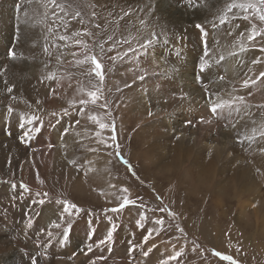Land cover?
I'll use <instances>...</instances> for the list:
<instances>
[{
	"label": "rangeland",
	"instance_id": "374dc122",
	"mask_svg": "<svg viewBox=\"0 0 264 264\" xmlns=\"http://www.w3.org/2000/svg\"><path fill=\"white\" fill-rule=\"evenodd\" d=\"M57 1L55 9L65 23L56 36L57 56H50L54 83L37 90L39 104L32 103L35 106L24 117L38 119L25 122L20 130L34 142L36 165L28 162L29 166H16L5 174L0 170V201L8 203V208H19L18 212H55V219L48 223L53 243L61 242L63 229L71 219L69 234L76 226L84 227L86 235L90 234L85 248L91 244L88 252L103 250L104 264H264V21L259 18L260 10L235 8L248 15L254 26L255 34L247 45L242 38L238 42L234 32L222 39L215 34L226 20L208 18L211 22L200 23L203 32L194 28L199 44L212 35V49L224 42L233 57L252 53L260 60L246 61L247 70L232 73L230 78L208 61L212 49H198V59L191 67L193 75L214 73L215 81L195 87L203 97L200 115L194 122L177 127L176 137L161 140L162 148L157 150L153 140L168 130L159 126L161 120L180 122L176 116L157 111L163 105L171 107L172 114L180 111L185 101L182 89L168 82L161 84L164 72L170 69L164 59L178 65L177 72L183 75L189 73L184 72V62L188 57L192 61L181 46L171 47L168 37L174 30L172 24L149 6L139 11L118 5L115 13L113 8L92 4L85 19L66 0ZM207 1L182 0L181 5L203 9ZM240 2L250 4L249 0ZM24 4L23 0L14 3L19 16L12 19L16 38L21 24L26 23L20 21ZM145 10L157 15L149 20L141 14ZM75 32L81 35L73 36ZM61 36L69 38L61 40ZM156 45L160 46L157 51ZM12 53L13 44L7 59ZM89 56L101 63L103 80L95 75ZM201 57L203 62L199 61ZM15 58L2 65L0 74ZM204 61L207 64L201 68ZM3 77L15 79L13 74ZM221 79L228 83L226 91L210 87ZM163 88L168 92L166 98L160 94ZM89 92L97 93L95 102ZM130 92L134 95L129 96ZM139 97H144L139 102L143 105L134 111ZM81 100L88 103L81 104ZM224 101L228 105L211 111L214 104ZM67 132L71 147L65 148L69 150L62 160L54 162L61 153L54 152L55 147L62 145ZM207 134L220 154L217 157V150L208 151L203 159L195 158L199 142L194 136L204 138ZM255 140L260 145L255 146ZM42 156L50 163L45 164ZM236 168L239 173L235 174ZM41 199L43 205L39 204ZM125 199L129 203L120 208ZM72 204L76 208L68 207ZM54 224H60V228ZM108 232L113 233L110 240ZM216 252L221 255L216 256ZM223 256L232 259L224 260ZM91 263L89 255L86 264Z\"/></svg>",
	"mask_w": 264,
	"mask_h": 264
},
{
	"label": "bare ground",
	"instance_id": "6f19581e",
	"mask_svg": "<svg viewBox=\"0 0 264 264\" xmlns=\"http://www.w3.org/2000/svg\"><path fill=\"white\" fill-rule=\"evenodd\" d=\"M17 1L18 0H0V70L2 65L8 63L13 57L12 55L10 59H7V51L12 44L16 56L11 67L0 74V170L1 173L3 172L4 174L16 168V166H29L28 162L33 163L34 166L36 165L34 161V156L36 155L33 147L34 142H32L29 135L23 134L20 131L21 127L18 126H20V117L27 114L32 106L31 104H39L37 90L47 88L50 85L52 87L54 83L52 80V66L54 61L50 59V56H57V53L54 51L56 36L61 34L65 23L63 17H61L55 9V6L58 4L57 0H55V3L50 2V0H40L41 2L38 0H23L25 4L23 5L21 14L24 16L20 18V21L26 23L21 24L19 34L16 38L15 31L12 29V19H17L19 17L14 6V3ZM181 1L182 0H66L68 5H72L73 8L78 11L79 15L84 16L85 19L88 18V9L92 4L97 7L106 6L108 9L113 8L115 13L118 12V5H121L120 7L127 5L128 10L134 8L139 11L142 10L141 8L149 6L154 9V11L158 12L159 15L164 16L165 18L163 20H165L167 24H172L174 30L171 32V37H168V41L172 45L171 47L173 49H179L181 46L184 52L186 51L185 54H189L192 57V61L190 60L191 62H189L188 57L184 62V72L189 73L183 75L177 72L178 65L171 64L168 58L164 59L168 65L167 69H170L168 73L163 71L165 80L161 79V84L168 82L173 88L178 87L182 89L185 93V101L180 111H175L172 114H169L171 107L168 106L162 105L161 109L157 111L160 115H167L169 117L176 116L180 119L178 123H166L161 120L162 122L159 126L161 128H167L168 130L165 132L164 136L158 135L153 140L152 144H158L155 146L157 150L159 147L162 148L161 140H168L176 137L178 133L177 127L181 126L186 121L194 122L196 115H200L203 97L195 90V87L198 85L203 86V84H211L215 81L214 73L193 75V71H191V67L194 66L195 61L198 59V49H212V46L215 45V38H212V35H208V38L202 40L201 44L198 43V34L194 29L196 27L195 24L211 22L206 20L208 18H212V21H219L221 17H224L223 20H226L227 23L216 29L215 34L222 39L227 33L234 32L236 40L239 42V38H242L245 40L246 45L248 44L249 37L255 34L254 26L249 23L251 20L248 18V15L238 13L236 9L229 7L233 3L240 4V0H208L203 9L200 8L201 6L196 8L183 7ZM249 1L250 4L256 5V9H261L260 0ZM201 5H203V3ZM228 8H230V10H228ZM141 14L143 17L147 15L149 20L153 19L154 15H157L156 13L151 14L147 10L143 11ZM245 16L247 19H245ZM232 28H234V31H232ZM157 29L159 31V28ZM224 45L225 43L223 42V44H218L213 47L208 61L222 68L224 75L227 74L230 78L231 75H233L232 73L247 70L246 61H253L255 59L260 60L258 54L252 53H246L241 57H233L230 53L231 49L229 46L227 45L224 48ZM159 49L160 46L156 45L155 51ZM184 52L182 51L181 54ZM161 54L162 57H164L166 52ZM199 61L203 62L202 57ZM217 70L219 71V69ZM10 74L15 75V79L8 80L3 77L5 75L10 76ZM39 78L50 79V81L43 80L39 83ZM36 83L37 86H35ZM227 84L228 83H223L221 79L218 83L210 87L226 91ZM9 88L12 89L11 92L8 91ZM160 94L164 98L168 97V92L164 88L160 90ZM131 95H134V93L130 92L129 96ZM47 96L48 94L45 95V97ZM143 98L144 97H139L137 100L135 99L137 103L133 106L134 111L140 110L143 104L139 102H141ZM40 105L43 106V104ZM9 108L12 109L11 112H9ZM48 137L51 138V135ZM184 137L185 134H183L182 138ZM194 141L199 142L195 158L198 157L203 159L208 151H215L218 149L216 144H212L213 140L209 134L204 138L195 135ZM65 142H67V145ZM260 143L261 142L258 140L255 146L260 145ZM71 144L72 138L68 136L67 132V137L63 139L61 145L64 146V148H62L60 144L56 145L55 143L56 147L54 152L58 153L57 150H60L61 153L59 157L56 155L57 157L56 159L54 158L55 160L53 161L55 162L58 158L62 160L61 157L66 155L67 150H69L65 148L67 146L71 147ZM226 146H230V143L227 142ZM162 150L163 149L160 150L161 153ZM223 151L224 148H222V152ZM218 153L220 154L219 150L215 152L217 157ZM42 157L44 158H42V161L45 164L50 163V159L47 160L48 158L45 156ZM162 157H164V155ZM224 158L228 159L225 156ZM25 160L27 161L23 162ZM242 163L243 162H241V164ZM192 166H194V163ZM202 166L197 168L200 169ZM237 170L235 174L239 173V170ZM260 170L261 169H259V171ZM245 175L246 173L243 174V177L246 178ZM0 183L2 184L1 179ZM1 190L2 185L0 186V191ZM8 205V203L0 201V264H34V262L35 264H86L89 255L92 257L91 264H104V258L102 257L104 255H101L103 250L101 252L98 250L88 252L86 250L85 243L86 241H90V237L88 236L90 235L88 234L90 231L87 233L88 235H86L84 227L79 229L80 227L78 226L79 228H76V226L70 234H68L67 238L62 234L60 238L61 242L53 243L48 236V223L55 219V212H49V210L37 212L35 214L31 212H18L17 209L19 208L15 209V207H13L14 205L8 208ZM51 210L53 211V208H51Z\"/></svg>",
	"mask_w": 264,
	"mask_h": 264
},
{
	"label": "snow or ice",
	"instance_id": "6c2138e0",
	"mask_svg": "<svg viewBox=\"0 0 264 264\" xmlns=\"http://www.w3.org/2000/svg\"><path fill=\"white\" fill-rule=\"evenodd\" d=\"M50 2L55 3V0H50ZM260 4H261L262 7H261V9H260V15H259V18H260L261 21H264V0H260ZM229 7H230V8H233V9H235V8H240V9H251V8H255L256 5H254V4H242V3H241V4H237V3H233V4H231ZM61 10H62V9H61ZM223 19H224V17H221V20H223ZM245 19H247L246 16H245ZM196 27H197V28H200L202 32L204 31V29L202 28V26H201L200 24H197ZM80 35H81V34H80L79 32H75V33H73V36H76V37H79ZM68 38H69V37H67V36H61V37H60L61 40H65V39H68ZM249 38L251 39V37H249ZM76 42H77V43H80V40H77ZM85 47H87V45H85ZM242 50H243V49H242ZM11 55H13V57H14L15 54L12 53ZM221 58H222V57H221ZM88 59H89V60L91 61V63L95 66V69H94V71H95V75H96L97 77H99L100 80H103L104 77H103V75L101 74V63H99V62L97 61V58H96L95 56H89ZM80 63H82V61H80ZM206 64H207V61H204V63L201 64V68H204V67L206 66ZM261 75H264V73H261ZM50 78H51V77H50ZM141 78H143V77H141ZM8 91L11 92L12 89L9 88ZM88 95L91 96L93 102H95V100H96V96H97V93H96V92H89ZM241 99H242V98H241ZM80 102H81V104H86V103H88L87 100H81ZM228 103H229L228 101H224V102H221V103H216V104L213 105L211 111H212L213 113H215V112L217 111L218 108H223V107H225L226 105H228ZM11 111H12V109L9 108V112H11ZM37 119H38V118H37L36 116H32V117H30V118H26V117H24V116H21V117H20V121H21V123H20V127H24V126H25V122H26V123H32L34 120H37ZM91 119L95 120L96 117H91ZM99 126H100L101 128L106 127L105 124H100ZM262 135H264V133H262ZM112 139L115 140V139H116V136H113ZM72 163H75V162L73 161ZM125 163H128V162L125 161ZM25 187H26V186H25ZM37 195H39V194H37ZM44 195H47V194H44ZM44 203H45V201H44L43 199L39 200V204L43 205ZM127 203H129V201H128L127 199H125L124 203L120 205V208H123ZM68 207L76 208V205H75V204H72V205H69ZM64 211L67 212V211H68V208L66 207V208L64 209ZM112 211L115 212V211H117V209H116V208H113ZM157 223L159 224V223H162V222L158 220ZM67 225H68V226H67L66 228L63 229V235H64L65 238H67V236H68V234H69V231H70V229H71V227H72V221H71V219H69V220L67 221ZM53 227H55V228H60V224H54ZM48 235L51 236L52 233L49 232ZM107 235H108V238H109V240H110V239L112 238L113 233H112V232H108ZM101 243H105V241H101ZM91 248H92V245L89 244V245L87 246L86 250H87V251H91ZM144 255H147V252H145ZM215 255H216V256H220L221 253L216 252ZM222 259H224V260H231L232 258H231L230 256H223ZM34 264H35V262H34Z\"/></svg>",
	"mask_w": 264,
	"mask_h": 264
}]
</instances>
